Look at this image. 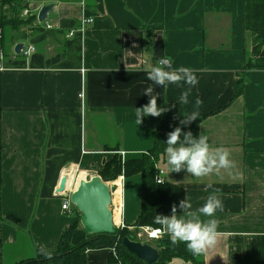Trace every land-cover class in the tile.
Returning a JSON list of instances; mask_svg holds the SVG:
<instances>
[{"label": "crops", "instance_id": "0c3cea01", "mask_svg": "<svg viewBox=\"0 0 264 264\" xmlns=\"http://www.w3.org/2000/svg\"><path fill=\"white\" fill-rule=\"evenodd\" d=\"M26 2L20 18L37 19L22 33L10 31L5 42L0 38V264L58 248L80 216L74 205L62 209L67 192L58 188L65 174L73 189L81 175H100L113 149L129 158L152 148L163 114L138 125L135 109L150 99L143 94L152 84L145 70L162 57H171L174 68L193 69L198 83L187 105L179 100L186 84H153L158 106H171L182 120L199 97V135L227 148L235 164L202 178L170 172L166 154L157 165L165 182L184 189L190 211L219 190L223 211L198 213L202 221H218V243L203 254L204 264H264V0ZM51 3L53 11L40 22V9ZM6 9L0 3V13ZM84 18L94 20L82 36ZM21 42L34 51L17 54ZM117 182L120 224L135 230L142 177ZM111 253L106 246L88 250V264H120L109 263ZM167 264L193 263L173 258Z\"/></svg>", "mask_w": 264, "mask_h": 264}, {"label": "trees", "instance_id": "16d2710c", "mask_svg": "<svg viewBox=\"0 0 264 264\" xmlns=\"http://www.w3.org/2000/svg\"><path fill=\"white\" fill-rule=\"evenodd\" d=\"M0 3L2 7L5 5L8 7L5 12L1 10L0 13V27L2 28V41L4 42L7 40L10 31L22 33V26L33 23L37 19L35 14L27 20L20 18V11L28 6L26 0H1ZM241 87L242 85L238 86L239 93ZM201 120V118H198L188 126L181 125L180 120L174 118L170 107L169 111L163 113L161 126L154 131V143L149 151L143 152L139 156L124 158L121 151L113 149L114 155L106 161L103 170L100 172L101 177L106 181L116 180L121 175L129 177L140 174L142 177L141 212L134 224L136 232H139L141 228H159L160 225L153 222L157 213L163 215L171 213L172 205H179V201L185 198V191L180 186L170 182L156 183L157 165L160 160L164 159L166 154L167 134L179 126L183 131H191L194 136H199ZM177 212H181V210L177 208ZM134 234L135 232L129 231L127 227L119 228L114 234H88L81 226L79 216L69 229L62 234L56 250L43 249L53 253L51 258L46 259L41 254L40 249L37 251L36 256L22 260L18 264H88L87 251L100 246H106L112 250L109 263L149 264L124 246L123 239L130 237L135 240ZM149 243L153 244L160 252L158 260L152 264H167L173 258H182L193 264H204L203 254L194 256L187 249L185 243L173 245L167 235Z\"/></svg>", "mask_w": 264, "mask_h": 264}, {"label": "clouds", "instance_id": "9594fccd", "mask_svg": "<svg viewBox=\"0 0 264 264\" xmlns=\"http://www.w3.org/2000/svg\"><path fill=\"white\" fill-rule=\"evenodd\" d=\"M145 71L147 79L152 84L146 87L143 92L144 95L150 97L148 103L141 108L135 109L138 125L142 123L144 117H159L170 110L171 106H158L157 95L153 94V84L165 88L169 84L177 86L186 84L188 87L181 93L179 100L180 103L187 105L192 88L198 83V78L193 69L184 66L174 68L171 57L160 58ZM202 104L203 101L197 97L194 104L195 110L180 120V124L188 126L196 121L200 115L199 108ZM165 144L167 145L165 153L170 172L186 170L191 176L202 178L213 173L219 174L222 169L230 170L235 167L234 162L229 159L230 152L227 148L222 146L213 147L209 144L207 136H194L191 131L185 132L179 126L167 134ZM155 180L157 184L165 182L161 173L155 177ZM208 187H211V185H208ZM218 192L219 190L217 189L210 194L205 203L196 212L190 211L192 204L185 197L179 201V205H172L171 215L157 213L153 222L156 225H160V227L154 228L152 235L154 237L167 235L173 245L185 243L187 249L194 256L206 254L209 249L214 248L218 243V221L216 219L202 221L198 213L205 217H213L218 210L223 211L224 205L217 194ZM177 208L186 214L188 218L186 219L185 215L178 216ZM40 252L46 259L51 258L53 255V253L43 249Z\"/></svg>", "mask_w": 264, "mask_h": 264}, {"label": "water", "instance_id": "95a60500", "mask_svg": "<svg viewBox=\"0 0 264 264\" xmlns=\"http://www.w3.org/2000/svg\"><path fill=\"white\" fill-rule=\"evenodd\" d=\"M55 4L43 6L38 14L40 22L48 19L49 13L53 11ZM24 43L15 46V52L20 54L24 49ZM69 175L65 174L60 181L58 191L64 192L67 189ZM112 189L108 181L99 174L90 178H81L75 189L70 194L72 204L80 213L81 226L88 234H114L119 229L114 222L112 210ZM123 244L141 260L152 264L160 256L159 250L147 242L135 241L130 237L123 239Z\"/></svg>", "mask_w": 264, "mask_h": 264}, {"label": "built area", "instance_id": "2783aa9c", "mask_svg": "<svg viewBox=\"0 0 264 264\" xmlns=\"http://www.w3.org/2000/svg\"><path fill=\"white\" fill-rule=\"evenodd\" d=\"M1 1V0H0ZM30 15V10L29 9H25L24 10V16H29ZM32 15V14H31ZM93 18H89V19H82L81 21V24H80V27L78 29V32L79 34H81L82 36L84 35L85 31H86V23H89V22H93ZM50 27V25H48V28ZM74 33L72 32L71 35H73ZM0 38H2V29H0ZM35 47L33 45H29V46H25L24 49H22V53H24L25 55H29L32 51H34ZM121 154L123 155V157L125 156V152H121ZM160 170V171H159ZM162 174V178L164 179V174H165V170L164 169H158L157 171V175L156 177L159 175V174ZM122 178H123V175H121ZM117 180H120V176L116 179V180H113V181H108L109 184L111 185V189H112V198L114 199V194H113V190L114 189H118L119 188V182H117ZM165 180V179H164ZM75 188H69V186H67V189L65 190L67 192L64 200H63V204H62V209L63 210H67V211H70L73 204L70 200V194L71 192L74 190ZM121 197V195H120ZM113 199H112V210L114 208V203H113ZM121 206H122V202H121V205H120V209H121ZM118 227H125L124 224H119ZM144 231L145 233L147 234L148 236V239L151 240V239H157V238H160V237H154L152 235V231H153V228H144Z\"/></svg>", "mask_w": 264, "mask_h": 264}, {"label": "bare ground", "instance_id": "6f19581e", "mask_svg": "<svg viewBox=\"0 0 264 264\" xmlns=\"http://www.w3.org/2000/svg\"><path fill=\"white\" fill-rule=\"evenodd\" d=\"M84 178L82 175L80 176L79 179ZM120 190L121 189H114L113 190V194H114V199H113V203L114 208H113V214H114V222L115 224L119 225L121 223V209H120V205H121V197H120Z\"/></svg>", "mask_w": 264, "mask_h": 264}, {"label": "rangeland", "instance_id": "374dc122", "mask_svg": "<svg viewBox=\"0 0 264 264\" xmlns=\"http://www.w3.org/2000/svg\"><path fill=\"white\" fill-rule=\"evenodd\" d=\"M24 29L23 28H21V31H23ZM129 229V228H128ZM129 231H133V232H135V237H136V239H135V241L137 240V241H141V242H147V243H149V241L150 240H148V236H147V234L145 233V231H144V229H140L139 230V232H136V230H131V229H129ZM21 262V261H20ZM19 263V262H18ZM17 263V264H18Z\"/></svg>", "mask_w": 264, "mask_h": 264}]
</instances>
